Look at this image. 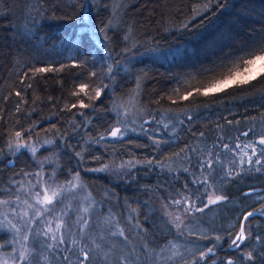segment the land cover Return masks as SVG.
Returning a JSON list of instances; mask_svg holds the SVG:
<instances>
[{
  "label": "trees",
  "instance_id": "1",
  "mask_svg": "<svg viewBox=\"0 0 264 264\" xmlns=\"http://www.w3.org/2000/svg\"><path fill=\"white\" fill-rule=\"evenodd\" d=\"M262 45L264 0H0V187L22 161L25 147L17 150L12 139L21 131L23 143L58 148L100 206L123 218L130 252L139 254L145 240L157 251L182 240L201 245L182 258L189 264L213 245L198 264H264V165L241 166L236 149L264 135V78L202 94L238 57ZM40 67L56 70L33 76ZM82 83L86 93L72 95ZM98 86L100 97L90 99ZM135 86L146 129L109 137L114 99ZM81 99L91 107L67 110ZM112 147L116 158L136 165L106 169ZM205 176L209 191L226 199L186 220L196 234L178 235L166 215L177 214L171 200L190 196L202 207ZM248 212L254 214L244 221ZM241 222L247 239L237 248L232 239Z\"/></svg>",
  "mask_w": 264,
  "mask_h": 264
},
{
  "label": "rangeland",
  "instance_id": "2",
  "mask_svg": "<svg viewBox=\"0 0 264 264\" xmlns=\"http://www.w3.org/2000/svg\"><path fill=\"white\" fill-rule=\"evenodd\" d=\"M137 92L138 86H135L125 98H115L113 101L112 107L114 116H116L114 126L121 127L122 130H125V134L128 132L126 128L131 129V131L136 130L134 128L138 126L140 130L143 127L146 129L144 123L145 117L140 110L136 97ZM124 112L128 113L127 116L123 115ZM26 144L27 146L24 148V154L21 158L22 161L17 167L9 171L6 186L4 188L0 187L1 191L7 194V196L0 198V200L9 201L7 205H0V245H3V247H0V261L6 260L7 264H13V256L15 255L18 264L20 245L11 243V241L19 239V237L11 225L15 224L17 228H20L21 235L26 231L27 221L35 216L36 208H41L40 205H35L34 194L41 191L43 183L46 181L47 186L56 190L59 195L52 205L46 206L51 209V212L44 213L39 220L31 225L33 231L26 243L29 249H35V252L30 253V259L33 261V264H60V260L65 253L69 254L72 260L76 262L78 247L83 246L85 243L90 248L93 247L91 244V240L93 239L101 246V249L93 251L90 264H120L119 257L130 253L129 246L123 237L112 236L111 232L115 231L117 227L123 228V218L116 216L115 212L103 209L100 206L95 195L84 182L77 169L67 164L68 161L60 159L58 148L54 149L51 143L39 140H32L26 142ZM111 149L109 153L116 155L117 149L114 147ZM83 151H81L80 155H82ZM115 155L113 157L108 156L104 166L113 172L125 171L137 163L134 159L128 157L116 158ZM25 173H29L30 175L26 176L24 175ZM38 173L41 175L38 176ZM77 174H79L78 178H76ZM38 180L41 181L39 185L37 184ZM73 184L78 185V187L73 188ZM33 185H36V187H33ZM17 196L20 197L19 201L16 200ZM24 201H27V204ZM29 204L35 205V208L28 207ZM85 207L89 208L87 213L82 211ZM13 209H15V213ZM25 211L28 212L27 217L23 216ZM61 213H66L64 219L73 225V233H78V226H76L75 221L81 215L90 221L88 233L91 239H84L75 250L76 254L62 251V249L71 248L70 240L72 238L79 239L78 235L68 237V244L61 245L60 249L52 251H49L46 247L48 243L47 238L37 235V232L46 227L45 221H55L57 217H60ZM110 217L111 221L106 223ZM9 221H11V224ZM172 242L179 246L182 258L190 253H194L201 246L199 243L182 240H173ZM13 248L17 249L16 254L13 253ZM104 253H108L107 260L102 259ZM180 260L181 257H177L175 261H167V264H181ZM86 264H89V262H86Z\"/></svg>",
  "mask_w": 264,
  "mask_h": 264
},
{
  "label": "snow or ice",
  "instance_id": "3",
  "mask_svg": "<svg viewBox=\"0 0 264 264\" xmlns=\"http://www.w3.org/2000/svg\"><path fill=\"white\" fill-rule=\"evenodd\" d=\"M210 3V0H209ZM205 11L207 10V6H205ZM195 11V10H194ZM197 14L199 12L197 11ZM194 18V17H193ZM187 27V25H185ZM56 69H53L52 67H40L33 69V76L39 73H45L49 71H54ZM111 71V67L109 66V72ZM27 75V74H25ZM91 76L95 77L96 73H90ZM258 78H264V45H262L259 49L254 50L252 52H248L243 56H240L237 58V61L232 64V67L228 69V71L222 75V78L214 80V82L210 83L208 86H206L203 89L202 94L208 95L210 93H217L224 91L233 85L235 86H243L250 84L252 81L257 80ZM28 87H32L31 84L28 85ZM89 87L88 84H80L79 85V91L73 92L72 95H79L82 92L86 93V89ZM103 87H107V85H103ZM103 87H96L94 89L95 95L89 97L90 99H95L100 97L101 92L103 90ZM197 92H200V89H196ZM192 93L189 92L188 95L190 96ZM17 96H20L21 93L17 92ZM188 97L185 96L183 99H187ZM77 104L80 108H88L91 107V105L86 104L82 99L79 100L77 103H73L70 106H66L67 110L71 111V109L76 108ZM19 111V108L17 109ZM83 113H81L82 115ZM127 112H124L123 115L127 116ZM252 129H249L248 131H245L242 133L243 136L247 137L249 135V132H251ZM125 134V130H122L121 127H112L110 130L107 131V135L113 138H121ZM24 133L21 131H16L14 133V137L12 138L15 141V148L19 150L21 147H26L27 144L22 143ZM201 136H203V133H201ZM105 137L101 135L100 139L103 140ZM259 146V147H258ZM13 147L12 140L9 141V148ZM223 147L225 149H228L229 145L224 144ZM236 149L240 150L239 154V164L242 166L245 163L248 165H252L253 163L255 165H264V135H261L258 140L256 141H250L248 143L243 144H236ZM248 149H251V154H249ZM34 151V150H33ZM183 152L184 149H181ZM192 151H195L193 149ZM177 155H179L177 153ZM255 157V160L253 158ZM236 161L233 160V163ZM206 167L208 169H211L213 167V161L212 159H208L206 162ZM205 165H201L203 168ZM103 170V169H98ZM259 170V169H257ZM187 171V169H185ZM231 175V171L228 173ZM24 175H30L29 173H25ZM38 176L41 174H37ZM77 174V177L78 178ZM195 182V181H194ZM71 183V182H70ZM199 183L205 185V193L207 195V202L203 204L202 207H198L195 201L191 199L190 196H184L181 195L180 198L172 199L171 204L176 206L177 214L173 215L172 213H166V215L170 216L171 219L168 221L169 224L172 225V227L177 231L178 235H183L184 231L183 229H187L188 235H194V233L190 228H188L186 224V220H190L192 217L195 216V213L197 212H203L205 208H207L209 205L217 204L218 202H221L226 199L223 195H216L215 191H209L210 188H212V185L208 183V178L205 176L202 181H199ZM37 184H41V181L38 180ZM33 187H36V185H33ZM73 188L78 187V185H72ZM187 188V185H185ZM50 193V194H49ZM59 195V193L51 189L47 186V182L45 181L43 183L41 191L35 192L34 199H35V205H40L41 208H36L35 210V216L32 217L27 221V229L23 232L21 235V229L17 228L15 224H12V228L15 230V233L19 237V239H14L11 241V243L19 244V252H18V264H33V261L30 259V253L35 252V249H29L27 246V241L30 238V235L32 234V227L31 225L35 223L37 220H39L44 213L51 212V209L46 207L47 205H52L56 197ZM203 195V194H202ZM16 200L19 201L20 197L17 196ZM9 203L8 200H0V205H7ZM25 204H27V201H24ZM35 205L29 204L28 207L35 208ZM91 206V205H90ZM183 206V207H181ZM168 205H165V208H167ZM84 213H87L89 211L88 207H85L82 209ZM262 213H264V206H262L261 209H259ZM13 212L15 213V209H13ZM253 212H248L244 217L243 220L247 221L249 217L253 216ZM66 213H61L60 217H57L55 221H45L46 227L42 229L41 231L37 232V235H42L47 238L48 243L46 244V247L49 251L60 249L61 245H66L69 243L68 237H74L79 236V239L72 238L70 240V243L72 245L71 248H64L62 251L71 252L73 254H76L75 250L77 247L81 244V242L89 237L88 229L90 225V221L85 216L81 215L76 221L75 224L78 226V233L72 232V224H69L65 219L64 216ZM24 217L28 216V212L25 211L23 213ZM111 217L109 219L110 222ZM11 224V221H9ZM118 223V222H117ZM54 224V227H53ZM142 231L146 232V229H142ZM112 236H120L123 237L125 241L128 240V236L126 235L123 228L117 227L115 231L111 232ZM200 238H206L201 236ZM216 240H219L220 237H215ZM247 239L246 236V229L243 222L240 224V230L238 233H236L235 238L232 239V245L239 248L240 245ZM154 243V241H153ZM91 244L93 247H89L87 243L83 244V246L78 247V254L76 259V264H86V262H91L92 260V253L94 250L99 251L101 249V246L96 243V241L93 239L91 240ZM0 247H3V245H0ZM214 245L213 247H208L207 250H201L199 251L198 257L193 256L191 259V264H198V261H204L206 260L210 254L214 251ZM142 251L137 254L136 250L133 249L132 252L121 255L119 257L120 264H167V261H175L177 257H181V264H189L188 260L182 259V253L179 251V246L172 241H168L167 246H161L159 251H157L155 248L151 247L150 243L145 240L141 245ZM13 253H17V249L13 248ZM141 256L144 257V261H141ZM108 253H104L102 259L107 260ZM249 259L251 258L249 254ZM45 259H47L45 257ZM64 261H67V264H73L72 260L68 255L63 256ZM0 264H7L6 260L0 261ZM13 264H17V257L13 256ZM227 264H233L232 260H229Z\"/></svg>",
  "mask_w": 264,
  "mask_h": 264
},
{
  "label": "water",
  "instance_id": "4",
  "mask_svg": "<svg viewBox=\"0 0 264 264\" xmlns=\"http://www.w3.org/2000/svg\"><path fill=\"white\" fill-rule=\"evenodd\" d=\"M10 163H12V160H10Z\"/></svg>",
  "mask_w": 264,
  "mask_h": 264
}]
</instances>
